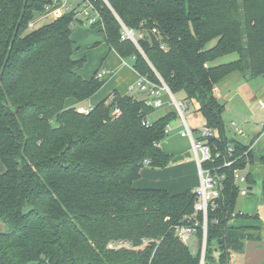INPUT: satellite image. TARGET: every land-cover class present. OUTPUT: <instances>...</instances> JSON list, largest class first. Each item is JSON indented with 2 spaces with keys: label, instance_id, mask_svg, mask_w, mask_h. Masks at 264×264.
<instances>
[{
  "label": "trees",
  "instance_id": "obj_1",
  "mask_svg": "<svg viewBox=\"0 0 264 264\" xmlns=\"http://www.w3.org/2000/svg\"><path fill=\"white\" fill-rule=\"evenodd\" d=\"M86 1L99 16L89 27H101L109 51L133 57L134 71L156 83L157 73L185 103L197 102L214 133L212 148L224 153L232 145L231 166L218 170L226 178L208 214L205 254L208 263L213 253L226 263L229 252L260 235L257 227L228 226L256 218L235 214L231 173L264 165V157L228 139L215 87L233 73L246 81L264 77V0ZM60 3L0 0V264H199V252L173 233L193 212L192 189L134 186L142 169L179 161L159 147L175 114L151 122L145 101L117 92L87 114L69 106L89 100L104 80L78 74L85 59L73 58V26L83 24L77 9L30 30L46 6ZM121 24L141 36L137 45L122 40ZM232 53L236 60L215 62ZM247 182L255 184L250 175ZM260 189L264 218V181ZM196 238L201 242L200 231ZM120 241L135 249L108 248Z\"/></svg>",
  "mask_w": 264,
  "mask_h": 264
},
{
  "label": "rangeland",
  "instance_id": "obj_2",
  "mask_svg": "<svg viewBox=\"0 0 264 264\" xmlns=\"http://www.w3.org/2000/svg\"><path fill=\"white\" fill-rule=\"evenodd\" d=\"M80 1L81 0H75L72 3V6L77 7V12H81L83 10V7L80 5ZM60 13L62 12L60 11ZM55 16L58 17L59 15L51 14L50 16L46 17H36L32 22L33 25L31 27L29 26L30 30L36 29L53 21L56 18ZM77 18L82 20L83 24L75 23L73 26L72 39L74 40L77 47V49L74 51L73 58L85 59L83 66L78 70V74L82 78L90 79L96 72H100L103 69L105 63H107L106 66L109 65L110 68L108 69L109 74L105 75V78H102V80H104V84L100 88V90L85 103L81 104L82 107H88L94 106L97 102H99V100L102 101L109 98L112 88H114L112 87L114 84H120V88H122L123 86L125 88L126 83L130 81L131 75L133 76V71L129 67L122 65L121 58L114 54L112 51L108 50V46L104 39L101 27L92 29L91 27L87 26L84 23L83 16L80 13L78 14ZM213 44L214 42H211L209 46H212ZM236 59L237 54L232 53L217 59L215 62L217 64H224ZM123 60L126 61L128 65H132V62L128 59ZM242 82V84H236L233 87L227 88L225 90V93H228L232 90H235L238 93V96H236L235 98L232 97L233 99H230L228 101L227 106L229 112L227 111L223 118V124L227 136L231 139L233 138L236 140L237 138H242L237 134H233L235 128H231V126H229V122L231 121V119L236 120V123L240 126L239 128H237H241L240 130L244 132H250L254 129L256 123L264 122V107L260 108L258 105V101L264 103V77L255 78L249 82L243 80ZM174 96L177 100H183L181 94H175ZM238 99L239 101H237ZM165 102L167 103L168 101L165 99ZM197 109V102H186V111L184 112V117L187 119L191 127L197 126V129H200L204 126V120ZM166 110L167 108L156 110L149 116V120L154 121L161 116H164V112H166ZM178 121L179 120L177 118H174L170 121L169 126L172 128V131L160 143L161 149L170 150L175 147L183 148L185 145H187V143H189L187 139L178 136V131L180 129ZM255 151H253V153L256 157H264V144L256 147ZM254 165L257 166H253L249 170V172L253 176V179L255 180L253 191L251 195L247 197H237L235 206L236 209H240L241 212L246 215V217H256L255 219L249 220L257 221L260 226L264 225L259 188L261 181H264V165H261L259 163H256ZM155 171L156 170L148 169L143 170L142 173L144 174V177H147L149 180H154L155 182H160V184L166 181L170 182L172 180V175H161L156 173ZM5 229L6 226L0 222V232L4 231ZM261 234L264 236V233ZM188 248L192 253H195L197 250L196 242H193L192 245H190Z\"/></svg>",
  "mask_w": 264,
  "mask_h": 264
},
{
  "label": "built area",
  "instance_id": "obj_3",
  "mask_svg": "<svg viewBox=\"0 0 264 264\" xmlns=\"http://www.w3.org/2000/svg\"><path fill=\"white\" fill-rule=\"evenodd\" d=\"M58 1V0H53ZM75 0H61V3L56 6H46L43 15L40 17H46L52 15H61L63 12L70 11L72 9H77V7L72 6ZM80 5L83 7L81 12H77L76 17L80 13L83 16L84 23L87 26H92L96 21H98L99 16L97 14L94 6L86 0H81ZM60 11L62 13H60ZM58 16V17H59ZM56 17V16H55ZM57 18V17H56ZM33 24H30V27ZM121 38L122 40H128L134 45H137V39L141 36L137 35L132 29H129L121 24ZM133 63L134 58L130 57L128 59ZM105 75V71L101 70L97 72L96 78L102 79ZM157 83L151 81L147 77L140 76L138 74L137 81L135 85L128 88V92L131 93L134 89H138L140 92L146 93L148 98L145 100V105L152 110H158L164 107L165 103L163 97H166L169 101L170 106L173 108V113L181 124V130L179 131V136L185 138L190 144V155L196 165L197 172V185L192 189L193 196L195 197V202L193 204V212L191 215L186 216L181 220L179 224L174 225L173 233L177 239L188 247L196 242L197 250L199 252L200 261L199 264H209L206 260V237H207V227H208V214L214 212L218 207V199L221 196V191L223 189V183L225 181V174L218 173L219 168H229L232 161L229 160L231 153L233 151L232 145L226 146L224 153L217 150L215 147L212 148L209 144V138L214 136L211 129L203 126L200 129H193L187 119L184 117V112L186 111V103L184 100H177L174 94L168 89L166 84L162 81L157 73H155ZM111 100V96L110 99ZM260 108L264 107V103L258 101ZM91 108L78 109V112L87 114ZM121 115L118 108H114L111 111V116L117 118ZM232 126L235 125L232 123ZM171 131V127L167 125L164 130L165 136H167ZM237 135H243L240 129L235 128ZM264 138V123L261 124V131L257 135L256 144L259 140ZM252 146L248 147L251 150ZM221 160V166H218V160ZM147 163V162H146ZM232 184L237 187L238 196H245L248 194V182H247V172L246 167L243 169H234L231 173ZM216 223L217 220H213ZM201 232V242H197V233ZM148 242L143 241L142 246L146 245ZM141 246V247H142ZM109 249L113 248H127L135 249L128 242H117L116 244H109Z\"/></svg>",
  "mask_w": 264,
  "mask_h": 264
},
{
  "label": "crops",
  "instance_id": "obj_4",
  "mask_svg": "<svg viewBox=\"0 0 264 264\" xmlns=\"http://www.w3.org/2000/svg\"><path fill=\"white\" fill-rule=\"evenodd\" d=\"M114 54H116V53H114ZM121 61H122V65L129 67L133 71V76L131 75L130 81L126 83L125 88H124V86L122 88H120V86H121L120 84H114L112 86L114 88H112L111 94L113 92H117L120 95H129V96L135 97L137 100L145 101L148 98L146 93L140 92L136 88L134 89L133 92H131V93L128 92V88L130 86L135 85L137 78H138V74L134 71V69L132 68V65L131 66L128 65V63L126 61H124L123 59H121ZM106 64L107 63H105V65L102 69L103 71H105V75L109 74L108 69H110L109 65L106 66ZM105 69H107V70H105ZM243 80L244 79L241 75H239L237 73H233V74L227 76L225 79H223L222 81H220L216 85L215 97L217 98V100L221 104H223L225 106L224 115L227 113V111L229 112V109L227 106L228 101L230 99H233L236 96H238V93L235 90H232L228 93H225V90L227 88L233 87L236 84H242ZM115 88H117V89H115ZM165 99L167 100L166 97H163V100L165 103L163 108H167L166 112H164V114L167 115L169 113H173V108L170 106L168 100H167L168 101L167 103L165 102ZM237 101H239V99ZM85 102L86 101L79 102V103L69 102V106H73L77 109H87V108L93 107V106L82 107L81 104L85 103ZM153 111L155 112L156 110H153ZM161 117H163V116H161ZM236 122H237L236 120L231 119V121L229 122V126H231V128H233V126H232V123H233L235 125L234 128H237V127L239 128L240 126ZM263 123L264 122L256 123L254 126V129L251 130L250 132L242 131L243 135L242 136L239 135L242 139L237 138V140H236L233 138L231 139L229 137H228V139L232 140V141H237V142H239V143H241L247 147L254 145L252 147V151H255L256 147L264 144V138L262 140H259L256 144H254L257 140L256 139L257 135L261 131V124H263ZM179 126H180V129H179V131H180L181 130L180 122H179ZM192 127H193V129H197V126H192ZM171 131H172V128H171ZM171 131H170V133H171ZM179 131H178V133H179ZM233 134L236 135L235 131L233 132ZM178 136H179V134H178ZM159 147L161 149V146H159ZM161 151L164 152L165 154L173 155V156H176L179 158V161L169 165L170 167L168 166L164 169H155L156 170L155 172L158 174H161V175L170 174V175H172V180L170 182L169 181L163 182L162 184H160V182H155L154 180H149L147 177H144V174L142 172H143V170H148L150 168H144L140 171V178L134 183V186H136L137 188L164 189V190L168 191L170 194H176V193H180V192H183L185 190H188V189H193L197 185L198 178H197V172H196V165H195V163H194V161L190 155V144L187 143V145H185L183 148H176L175 147V148H172L170 150L169 149L168 150L161 149ZM253 166H257V165L252 164V165L246 166V172L248 175L251 176V179H253V176L251 175L249 170ZM259 166H261V165H259ZM3 170H4L3 164L0 162V174L3 172ZM151 170H153V169H151ZM253 181L255 182L254 179H253ZM254 185L255 184H253V185L248 184V187H247L248 191H249L248 194L245 196H238V197H247V196L251 195ZM260 196H261V189H260ZM235 214L244 215L240 209H236V206H235ZM228 226L229 227H236V228L245 227V226L246 227L247 226L248 227H257L259 229L260 235H259V238L247 240L244 243V246L240 251L229 252L230 253L229 258L227 259V262L224 264H264V236L261 234V233H264V227H263L264 225L259 226L257 221H253V220H249V219H243V218L239 217V218H234L233 220H231L230 223L228 224ZM261 226H262V229H261ZM255 233H256V235L258 234L257 232H255ZM209 264H221L218 262L217 253H213L212 260Z\"/></svg>",
  "mask_w": 264,
  "mask_h": 264
}]
</instances>
